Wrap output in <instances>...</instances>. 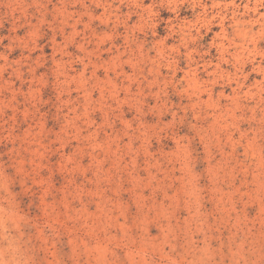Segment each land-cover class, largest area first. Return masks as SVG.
<instances>
[{
    "label": "rangeland",
    "instance_id": "rangeland-1",
    "mask_svg": "<svg viewBox=\"0 0 264 264\" xmlns=\"http://www.w3.org/2000/svg\"><path fill=\"white\" fill-rule=\"evenodd\" d=\"M0 264H264V0H0Z\"/></svg>",
    "mask_w": 264,
    "mask_h": 264
}]
</instances>
